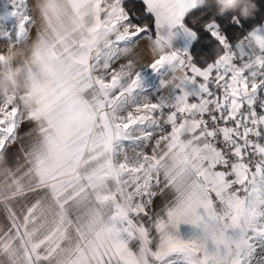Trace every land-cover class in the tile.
I'll return each instance as SVG.
<instances>
[{
    "label": "snow or ice",
    "instance_id": "snow-or-ice-1",
    "mask_svg": "<svg viewBox=\"0 0 264 264\" xmlns=\"http://www.w3.org/2000/svg\"><path fill=\"white\" fill-rule=\"evenodd\" d=\"M66 3L0 0V264H264V0Z\"/></svg>",
    "mask_w": 264,
    "mask_h": 264
},
{
    "label": "clouds",
    "instance_id": "clouds-1",
    "mask_svg": "<svg viewBox=\"0 0 264 264\" xmlns=\"http://www.w3.org/2000/svg\"><path fill=\"white\" fill-rule=\"evenodd\" d=\"M38 2L50 13L58 14L68 11L66 0H38ZM215 3L219 6L218 11L220 13L227 10H233L238 11L239 14L244 17L249 16L256 7L254 0H215ZM21 52L20 49H17L16 52H12V49L7 50V53H10V58H14ZM21 70L22 65H18L15 72L18 74ZM13 86H18L17 80H14L12 76L7 73L0 75V97H3Z\"/></svg>",
    "mask_w": 264,
    "mask_h": 264
},
{
    "label": "crops",
    "instance_id": "crops-1",
    "mask_svg": "<svg viewBox=\"0 0 264 264\" xmlns=\"http://www.w3.org/2000/svg\"><path fill=\"white\" fill-rule=\"evenodd\" d=\"M0 31H2V29H0ZM34 37H35V31L32 30L31 31V38L34 39ZM6 46H7V42L4 40H0V50H3L4 48H6ZM20 47H21L20 45H16V48L12 49V52H16L17 49H19ZM140 50H143V51H141V56H142L143 61L144 62H150V54L147 50V45L145 42L140 43L138 51H140ZM21 60H24V61L27 60V52L22 51L20 54H17L14 58H10V53H7L8 63L4 64V66L7 67L9 75L12 76V78L14 80L18 81V86H13L12 92L14 91L17 95L22 94L27 100L30 93L28 91H26L29 88V84L24 81V69L26 67V63H20L19 61H21ZM18 65H22V70L17 74L15 72V69ZM9 70H11V71H9ZM28 102L31 103L33 101H28ZM27 127L28 126L25 125L24 127H22L20 129V131L23 132L25 130V128H27ZM17 146L18 145H13L12 148L10 149V151H14ZM177 155H178L177 153H173L170 156V159H173V160L176 159ZM8 171H9V168L6 165H4L3 159L0 158V191H2L4 189L5 184H4L3 177L5 176V174ZM3 228H4V221H3V218L0 217V231H3Z\"/></svg>",
    "mask_w": 264,
    "mask_h": 264
},
{
    "label": "rangeland",
    "instance_id": "rangeland-1",
    "mask_svg": "<svg viewBox=\"0 0 264 264\" xmlns=\"http://www.w3.org/2000/svg\"><path fill=\"white\" fill-rule=\"evenodd\" d=\"M4 73H7V74L9 75L8 70H7V67H5L4 64H0V75H2V74H4ZM10 93H12V88H10V89L6 92L5 95L10 94ZM5 95H4V96H5Z\"/></svg>",
    "mask_w": 264,
    "mask_h": 264
},
{
    "label": "trees",
    "instance_id": "trees-1",
    "mask_svg": "<svg viewBox=\"0 0 264 264\" xmlns=\"http://www.w3.org/2000/svg\"><path fill=\"white\" fill-rule=\"evenodd\" d=\"M260 2V0H254V3L255 4H257V3H259Z\"/></svg>",
    "mask_w": 264,
    "mask_h": 264
}]
</instances>
